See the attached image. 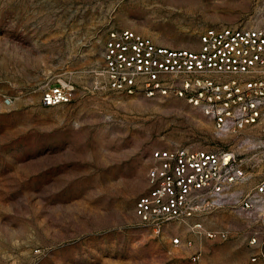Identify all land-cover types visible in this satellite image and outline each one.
I'll return each mask as SVG.
<instances>
[{
	"label": "rangeland",
	"instance_id": "1",
	"mask_svg": "<svg viewBox=\"0 0 264 264\" xmlns=\"http://www.w3.org/2000/svg\"><path fill=\"white\" fill-rule=\"evenodd\" d=\"M263 14L264 0H0V264H264V221L234 208L160 231L136 211L154 150L252 154L259 129L219 136L185 100L113 90L102 74L113 29L198 48L205 29ZM59 81L73 99L44 106L43 89ZM250 164L244 191L264 175L262 156Z\"/></svg>",
	"mask_w": 264,
	"mask_h": 264
},
{
	"label": "built area",
	"instance_id": "2",
	"mask_svg": "<svg viewBox=\"0 0 264 264\" xmlns=\"http://www.w3.org/2000/svg\"><path fill=\"white\" fill-rule=\"evenodd\" d=\"M199 41L198 48H174L129 28L111 30L105 41L102 74L111 89L181 98L211 119L219 136L260 131L252 154L228 147L154 150L151 188L138 198L136 211L157 231L169 220L225 206L264 221V175L248 191L240 189L253 172L251 161L264 159V14L254 26L209 27ZM74 93L72 83L59 81L43 89L42 103H67Z\"/></svg>",
	"mask_w": 264,
	"mask_h": 264
}]
</instances>
